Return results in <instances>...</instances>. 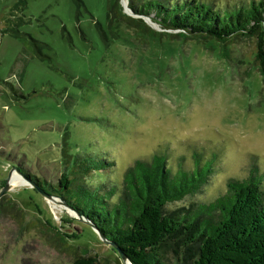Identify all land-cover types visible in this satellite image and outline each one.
Segmentation results:
<instances>
[{
  "label": "rangeland",
  "instance_id": "1",
  "mask_svg": "<svg viewBox=\"0 0 264 264\" xmlns=\"http://www.w3.org/2000/svg\"><path fill=\"white\" fill-rule=\"evenodd\" d=\"M113 2L0 0V79L7 88L0 82V188L13 166L54 181L65 137L70 153L112 161L91 176L93 184L119 186L129 163L158 151L168 153L172 169L192 167L193 146L202 162L216 155L200 189L166 210L212 200L254 164L264 171L255 38H235L226 59L213 39L140 35L119 17L109 20ZM11 183L0 195V264H67L83 246L102 262L122 264L84 221H74L80 239L65 241L49 226L67 225L63 207L20 174Z\"/></svg>",
  "mask_w": 264,
  "mask_h": 264
},
{
  "label": "trees",
  "instance_id": "2",
  "mask_svg": "<svg viewBox=\"0 0 264 264\" xmlns=\"http://www.w3.org/2000/svg\"><path fill=\"white\" fill-rule=\"evenodd\" d=\"M127 6L137 17L121 13L119 0H114L109 20L119 17L140 35L213 39L221 44L220 54L226 59L230 58L227 44L235 38H255L254 59L264 81V0H128ZM141 16L165 30L179 31H156ZM10 33L21 35L15 30ZM193 147L191 168L179 164L172 169L168 153L158 151L129 163L119 186L117 182L93 184L91 176L109 170L112 161L92 151L70 153L66 137L62 168L54 181L20 171L87 216L133 264H264V171L256 164L247 176L227 180L225 192L210 201L165 209L169 202L197 192L214 169L216 155L202 162L199 147ZM62 220L73 222L67 217ZM49 226L65 241L66 237L80 239L77 229L64 233L53 223ZM86 249L67 264H110L108 257L102 262L98 253L89 255Z\"/></svg>",
  "mask_w": 264,
  "mask_h": 264
},
{
  "label": "water",
  "instance_id": "3",
  "mask_svg": "<svg viewBox=\"0 0 264 264\" xmlns=\"http://www.w3.org/2000/svg\"><path fill=\"white\" fill-rule=\"evenodd\" d=\"M123 6H124V10L128 15L131 16H135L137 17L136 14H134L130 8L127 6V0H123L122 1ZM144 20V22L151 28H153L156 31H167V32H178L179 29H163L161 27H159L150 17L148 16H141ZM173 39H177V38H173ZM196 39V38H195ZM182 40V39H181ZM13 171L19 173L21 175V177L24 179L25 184L30 185L31 187H33L34 189H36L43 197H45L47 200H50L52 202H58L63 208V210L66 211V213L68 214V219H71L73 222L72 224H68L66 226H69V228L67 229L65 225L62 226H56V228H58L60 231L64 232V233H70L72 230L77 229L76 227H74V221L75 220H79V221H84L86 224H88L92 230L95 232L97 238L102 241L105 244H108L109 246H111L116 254L118 255L119 259L121 260L122 264H133L131 262V260L128 258V256L123 252V250L120 248V246L114 241L111 240L109 238H107L105 236V234L102 232V230H100V228L93 222L91 221L87 216L81 214L78 209H76L75 207H73L71 204H69L62 196L57 195V194H53V193H48L46 192L42 187H40L39 185H37L35 182H33L28 176H26L22 171H20V169H18L17 167H11L8 174H7V179L5 181V184L3 186H1L0 188V195L8 190L11 186V176L13 174ZM69 211H71L72 213H70ZM54 225V224H53ZM64 229V230H62ZM78 230V229H77ZM79 231V230H78ZM81 231V230H80ZM70 237H66V240L71 243L73 242L72 240H70ZM78 246V245H76ZM85 247V246H83Z\"/></svg>",
  "mask_w": 264,
  "mask_h": 264
},
{
  "label": "bare ground",
  "instance_id": "4",
  "mask_svg": "<svg viewBox=\"0 0 264 264\" xmlns=\"http://www.w3.org/2000/svg\"><path fill=\"white\" fill-rule=\"evenodd\" d=\"M190 124V123H189ZM18 176H19V174L17 173V172H14L13 174H12V176H11V180H12V182L14 181H17V179H18ZM70 213H72L71 211H69ZM73 214V213H72Z\"/></svg>",
  "mask_w": 264,
  "mask_h": 264
},
{
  "label": "crops",
  "instance_id": "5",
  "mask_svg": "<svg viewBox=\"0 0 264 264\" xmlns=\"http://www.w3.org/2000/svg\"><path fill=\"white\" fill-rule=\"evenodd\" d=\"M0 82L2 83L1 86L3 85V87L5 88V83H4V81L0 79ZM6 89H7V88H5V90H6ZM2 170H4V169H2Z\"/></svg>",
  "mask_w": 264,
  "mask_h": 264
}]
</instances>
